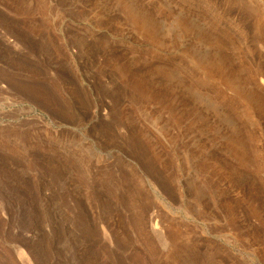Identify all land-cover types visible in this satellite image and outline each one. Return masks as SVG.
<instances>
[{
    "label": "rangeland",
    "instance_id": "obj_1",
    "mask_svg": "<svg viewBox=\"0 0 264 264\" xmlns=\"http://www.w3.org/2000/svg\"><path fill=\"white\" fill-rule=\"evenodd\" d=\"M0 264H264V0H0Z\"/></svg>",
    "mask_w": 264,
    "mask_h": 264
}]
</instances>
